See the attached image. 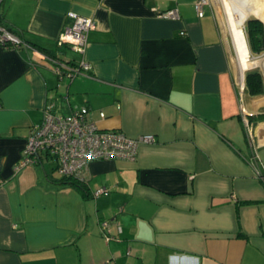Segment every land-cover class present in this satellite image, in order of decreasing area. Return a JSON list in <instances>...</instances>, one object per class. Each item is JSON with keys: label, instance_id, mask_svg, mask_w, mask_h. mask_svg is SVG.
Returning <instances> with one entry per match:
<instances>
[{"label": "crops", "instance_id": "0c3cea01", "mask_svg": "<svg viewBox=\"0 0 264 264\" xmlns=\"http://www.w3.org/2000/svg\"><path fill=\"white\" fill-rule=\"evenodd\" d=\"M195 1H0L21 37L0 44V264H264V90L243 77L264 56L232 13L237 71L210 0L202 16ZM69 10L96 22L84 54L57 43ZM50 56L92 68L60 77ZM45 103L156 139L91 160L86 191L60 185L50 157L15 166Z\"/></svg>", "mask_w": 264, "mask_h": 264}, {"label": "built area", "instance_id": "2783aa9c", "mask_svg": "<svg viewBox=\"0 0 264 264\" xmlns=\"http://www.w3.org/2000/svg\"><path fill=\"white\" fill-rule=\"evenodd\" d=\"M1 1V0H0ZM208 0H196L194 7L199 16L204 13V5ZM67 14L72 22L66 25L57 38L59 45H68L78 54H84L88 43V33L96 27L94 18L78 14L69 10ZM160 16H177V12L170 8L158 13ZM183 33V31H181ZM21 41L20 37L5 25L0 23V44ZM7 46V45H6ZM53 68L61 77H73L77 74H89L92 64L81 57L75 63L50 56ZM105 112L99 110L98 118L105 117ZM98 118L91 114V110L82 105L68 113H60L53 108L52 103H45L43 115L31 131L23 150V155L15 164L16 168L37 162L43 156L50 157L55 162V171L59 175H75L87 177L88 163L98 158H134L138 143L153 142L152 133H143L138 137L126 135L114 128L100 127ZM260 173V172H259ZM104 191V187H97L93 195ZM101 230L108 227V221L100 222ZM100 264H108L102 262Z\"/></svg>", "mask_w": 264, "mask_h": 264}, {"label": "rangeland", "instance_id": "374dc122", "mask_svg": "<svg viewBox=\"0 0 264 264\" xmlns=\"http://www.w3.org/2000/svg\"><path fill=\"white\" fill-rule=\"evenodd\" d=\"M230 1H232V5L231 6L229 5V2L227 0H210V3L212 5V8L214 9V12H215L217 21H218V23L220 25V28L223 31L225 37L227 38V40H228V42H229V44L231 46L232 56H234V58H232V57L231 58H232V61H235V68L238 71L237 62H236V56H235V53H234V47H233V43H232V38H231V35L229 33L230 30H231L230 28L232 27L231 16H232V19H233L234 14H235L234 12H236V11L238 12L239 11L238 15H239L240 19L242 18L241 20L243 21V28H244L245 35H246V38H247V42L249 44V47H250L252 55L260 56V57L264 56V48L260 52H256V51H254L251 48L249 32H248V29H247V20H249L251 18H256L257 15H256V13H249L248 10H247L248 8L246 7V4H245V3H251L250 6L252 7L253 12L256 11L257 9H262L264 11V0H230ZM242 10H245V13ZM232 13H234V14H232ZM238 15L235 14V18H238ZM245 17H247V18L244 20ZM257 19L261 20L263 22V24H264V18L263 17H259L258 16ZM67 52H68V54L74 55V52L71 51L70 49H68ZM249 70H257V71H259L261 73V75L263 77V81H264V71H263V69L260 66L248 67L244 71V74H243L244 78H245L246 72L249 71ZM238 76H239V73H238ZM241 82L243 84L242 80H240V84H241ZM45 162H46V165H47L48 168H51L52 166L54 167L55 163H54V161L52 159L49 160V159L45 158ZM55 174H58V173L55 171Z\"/></svg>", "mask_w": 264, "mask_h": 264}, {"label": "trees", "instance_id": "16d2710c", "mask_svg": "<svg viewBox=\"0 0 264 264\" xmlns=\"http://www.w3.org/2000/svg\"><path fill=\"white\" fill-rule=\"evenodd\" d=\"M0 23L5 25L8 29H10L11 31L15 32L18 35L19 32L16 29H14L13 27L9 26L4 21L1 14H0ZM247 29L249 32L251 48L256 52L262 51L264 48V24H263V22L257 18H251V19L247 20ZM20 39H21V37H20ZM5 45L15 46V45H17V43L16 42H8ZM68 60L72 63H75V61H73L71 59H68ZM245 84H246V90L250 94H258V93L263 92V90H264L263 77H262L261 73L257 70H249L246 72ZM54 180L57 183H59L60 185H71V186H74V187L80 189L81 191H86V189H87L88 177H79V176H75V175H59L58 174V177L54 178Z\"/></svg>", "mask_w": 264, "mask_h": 264}, {"label": "flooded vegetation", "instance_id": "af4514ba", "mask_svg": "<svg viewBox=\"0 0 264 264\" xmlns=\"http://www.w3.org/2000/svg\"><path fill=\"white\" fill-rule=\"evenodd\" d=\"M243 80H244V79H242V81H243ZM243 86L245 87V85H244V81H243L242 87H243ZM245 88H246V87H245ZM262 93H263V92H262Z\"/></svg>", "mask_w": 264, "mask_h": 264}, {"label": "water", "instance_id": "95a60500", "mask_svg": "<svg viewBox=\"0 0 264 264\" xmlns=\"http://www.w3.org/2000/svg\"><path fill=\"white\" fill-rule=\"evenodd\" d=\"M247 17H248V16H247ZM247 17H246V18H247ZM255 17H256V16H255ZM256 18H258V16H257Z\"/></svg>", "mask_w": 264, "mask_h": 264}]
</instances>
